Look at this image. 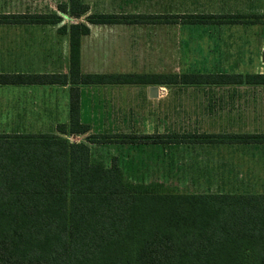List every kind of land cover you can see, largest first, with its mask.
<instances>
[{
  "label": "crops",
  "instance_id": "crops-1",
  "mask_svg": "<svg viewBox=\"0 0 264 264\" xmlns=\"http://www.w3.org/2000/svg\"><path fill=\"white\" fill-rule=\"evenodd\" d=\"M81 1L87 5L86 13L72 16L61 9L68 0H0V15L9 19L34 14L59 18L55 23L0 22V73L67 74L68 35L60 29L85 23L88 32L79 40L81 73H184L158 65L161 26L181 24L187 27L185 73L264 74V0ZM90 13L231 15L236 22L160 23L150 18L88 24L85 16ZM70 85H0V96L6 94L0 97V113H6L8 133H56L57 125L68 122ZM149 85H157L155 97L148 95ZM164 86L78 84L79 121L88 130L62 136L86 143L90 157L105 166L115 162L130 182L158 183L188 193L264 192V143L194 138L168 143L86 142L88 134L264 133V84H189L182 88V100Z\"/></svg>",
  "mask_w": 264,
  "mask_h": 264
},
{
  "label": "trees",
  "instance_id": "trees-1",
  "mask_svg": "<svg viewBox=\"0 0 264 264\" xmlns=\"http://www.w3.org/2000/svg\"><path fill=\"white\" fill-rule=\"evenodd\" d=\"M61 9L87 11L81 0ZM0 22L55 23L58 16L21 15ZM236 22L231 15L145 16L90 13L88 24ZM158 19V20H156ZM68 71L0 73V85L69 82L67 124L56 133L0 132V264H264V192L188 193L130 182L112 162L90 157L79 121L78 84H264V74L81 73L85 23L63 26ZM264 143V133L88 134L89 143Z\"/></svg>",
  "mask_w": 264,
  "mask_h": 264
},
{
  "label": "rangeland",
  "instance_id": "rangeland-1",
  "mask_svg": "<svg viewBox=\"0 0 264 264\" xmlns=\"http://www.w3.org/2000/svg\"><path fill=\"white\" fill-rule=\"evenodd\" d=\"M179 19L180 18L176 19L177 23H181ZM173 26L174 25H162L160 29L161 45L159 46V69L187 72V27L186 25L181 24H176L174 28ZM163 38H168L169 41L162 40ZM164 42L169 43L163 44ZM167 60H169L170 63H168ZM167 64H169V66H166ZM164 87L166 91H168L167 88H169L171 92H174V97L180 98L182 100V97L184 95L182 88L187 87V85L185 86L179 84H169L165 85ZM259 96L262 97L263 95L261 94ZM0 97L6 98V94L3 93ZM177 112L183 114L187 113V111L184 110H179ZM0 114L2 115V117L0 118V132H8L9 129L6 125V113L1 111Z\"/></svg>",
  "mask_w": 264,
  "mask_h": 264
},
{
  "label": "water",
  "instance_id": "water-1",
  "mask_svg": "<svg viewBox=\"0 0 264 264\" xmlns=\"http://www.w3.org/2000/svg\"><path fill=\"white\" fill-rule=\"evenodd\" d=\"M261 61L264 62V52L261 54ZM157 91V85H149L148 86V95L150 97H155Z\"/></svg>",
  "mask_w": 264,
  "mask_h": 264
}]
</instances>
